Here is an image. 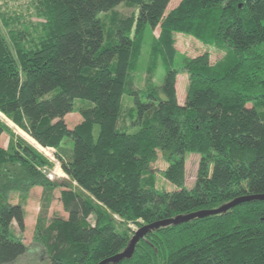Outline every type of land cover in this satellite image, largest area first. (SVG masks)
<instances>
[{"label": "trees", "instance_id": "16d2710c", "mask_svg": "<svg viewBox=\"0 0 264 264\" xmlns=\"http://www.w3.org/2000/svg\"><path fill=\"white\" fill-rule=\"evenodd\" d=\"M168 1L26 0L28 16L0 8V113L53 148L65 174L50 178L49 159L0 116V135L8 133L0 144V264L28 247L12 225L24 228L22 202L34 185L42 190L33 237L47 264H97L144 223L264 192V0H179L165 13ZM121 2L136 11L121 13ZM147 26L159 33L139 89L131 72ZM175 32L224 54L211 63L204 50L176 64ZM158 58L164 75L154 84ZM180 71L188 75L182 103ZM123 93L133 95L124 113L134 131L120 128ZM76 97L86 104L68 126L64 114ZM158 150L176 189L155 184L150 164ZM186 151L199 154L191 187L184 185ZM57 186L67 215L49 218ZM104 264H264V199L151 228L129 257Z\"/></svg>", "mask_w": 264, "mask_h": 264}, {"label": "rangeland", "instance_id": "374dc122", "mask_svg": "<svg viewBox=\"0 0 264 264\" xmlns=\"http://www.w3.org/2000/svg\"><path fill=\"white\" fill-rule=\"evenodd\" d=\"M179 0H169L166 8L165 13L175 6ZM0 8L2 10H6L7 13L10 15L12 14H24L28 16L27 7H26V0H0ZM115 9L120 11L121 13H129L132 11H136L134 6H130L123 2L117 4ZM34 18V17H31ZM159 33V27L155 26L154 28H150L147 26L144 32L143 43L141 47L140 56L138 59V63L136 68L131 72L133 78L134 87L139 89H144L145 85L147 84L146 78V66L149 64V50H150V43L151 39L154 36H157ZM174 46L176 48V54L174 56V60L176 64H180L182 59L187 57H192L201 53L202 51L209 52V60L211 63L215 62L219 58L222 57L224 54V50L221 48H217L214 45H210L207 43L202 42L201 40L197 39L191 34L182 33V32H175L174 33ZM164 75V66L161 63V59L158 58L153 70V77L152 83L160 84L162 82ZM188 83V75L186 71H180L176 74L175 77V90H176V97L178 102L182 103L184 101L186 87ZM142 100L146 101L149 100L148 97H143ZM122 108L123 111L119 117V123H122V129L127 131H134L137 129V124H131L130 116L124 113V109L128 108L130 105H133V95H127L123 93L122 98ZM86 104L85 100H82L79 97L74 98V109L66 114H64V120L66 121L68 126H72L76 122L80 120V114L78 108L81 105ZM250 103H248L249 105ZM136 114V113H135ZM0 116L6 121L8 127L13 130V133L17 136L24 138L26 142L30 145L35 146L41 153H43L50 162V168L47 169V173H51L52 176L50 178H62L65 176L63 173L59 161L53 155V148L51 147H42L39 146L26 132L16 126L10 119H6L4 115L0 113ZM14 135V136H15ZM8 133L2 132L0 135V144L6 145L8 141ZM63 142L67 146H72V140L70 138H63ZM157 158L151 162L150 170L153 172L155 176V184L158 187L165 188L168 190H173L178 188L176 184L168 180L164 177L162 173V169L165 168L167 165V161L164 159L162 155V151L158 150ZM184 170H185V177H184V185L186 187H191L194 183V179L196 176V169H197V161L199 158V154L197 152L186 151L184 154ZM41 186L34 185L29 188L26 192L24 201L22 202L25 217H24V228L19 230L16 223L13 222L12 229L13 231L21 237V239L27 244V249L18 255L15 259L9 262L1 263V264H47V255L44 251L42 245L36 241L33 237L34 232V224L36 221V217L39 211L40 205V196H41ZM59 190L60 187L57 186L52 190V197L50 199L49 205L46 210V215L50 218L54 215L59 216H66L67 212L63 209L61 200L59 198ZM9 199L11 201L18 200V193L17 192H10ZM91 221V217H89ZM130 226L135 227L133 224Z\"/></svg>", "mask_w": 264, "mask_h": 264}, {"label": "water", "instance_id": "95a60500", "mask_svg": "<svg viewBox=\"0 0 264 264\" xmlns=\"http://www.w3.org/2000/svg\"><path fill=\"white\" fill-rule=\"evenodd\" d=\"M254 198L264 199V192L263 193H246V194L238 195L214 208L194 210L191 212L180 213V214H176L171 217L161 218V219L153 220L151 222L144 223L134 229L129 241L127 242V245L121 251L116 252L110 256H107L99 260L97 264H104L108 261H118L122 257H129L133 252L135 242L151 228L157 227L159 225L169 224V223H178L184 220H188L195 216H203L205 214L224 211L227 208L243 200L254 199Z\"/></svg>", "mask_w": 264, "mask_h": 264}, {"label": "built area", "instance_id": "2783aa9c", "mask_svg": "<svg viewBox=\"0 0 264 264\" xmlns=\"http://www.w3.org/2000/svg\"><path fill=\"white\" fill-rule=\"evenodd\" d=\"M48 174V176H52V174L49 172V173H47Z\"/></svg>", "mask_w": 264, "mask_h": 264}]
</instances>
